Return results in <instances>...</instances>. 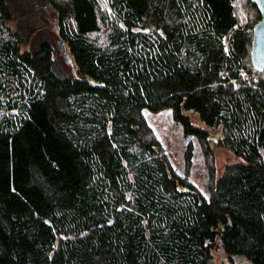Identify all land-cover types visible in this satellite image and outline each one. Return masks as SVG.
I'll list each match as a JSON object with an SVG mask.
<instances>
[{
	"label": "trees",
	"instance_id": "trees-1",
	"mask_svg": "<svg viewBox=\"0 0 264 264\" xmlns=\"http://www.w3.org/2000/svg\"><path fill=\"white\" fill-rule=\"evenodd\" d=\"M43 1L70 63L0 0V264H264L256 4ZM163 111L183 170L147 121ZM194 141L210 160L205 194L189 175ZM213 144L238 159L216 180Z\"/></svg>",
	"mask_w": 264,
	"mask_h": 264
},
{
	"label": "rangeland",
	"instance_id": "rangeland-1",
	"mask_svg": "<svg viewBox=\"0 0 264 264\" xmlns=\"http://www.w3.org/2000/svg\"><path fill=\"white\" fill-rule=\"evenodd\" d=\"M12 1L15 3L16 17L14 23L26 33H29L31 40H36L38 36L46 34L55 44L58 43L59 36L56 16L46 8L43 0ZM146 116L149 125L156 135L163 140L165 151L170 154L174 166L178 170H183L182 152L185 141L181 139L180 132L171 121L169 113L163 111L157 114H147ZM210 133L214 142L220 136L219 130L213 129ZM212 146L214 154L211 162H213V179L216 180L220 177L227 164L236 162L238 159L225 148L215 146L214 144ZM208 161L201 147L194 141L192 167L190 168L189 175L193 185L204 194L207 191V182L209 181ZM218 259L225 260L223 257H218ZM236 260L237 262L240 261L239 259ZM219 262L217 260L215 264H219ZM225 264H229L228 261L225 260Z\"/></svg>",
	"mask_w": 264,
	"mask_h": 264
},
{
	"label": "water",
	"instance_id": "water-1",
	"mask_svg": "<svg viewBox=\"0 0 264 264\" xmlns=\"http://www.w3.org/2000/svg\"><path fill=\"white\" fill-rule=\"evenodd\" d=\"M251 1L256 4L261 16L252 29L251 61L257 70H264V0ZM58 47L66 62L70 63L72 58L61 39L58 41ZM179 188L183 192L188 190L187 186L181 184Z\"/></svg>",
	"mask_w": 264,
	"mask_h": 264
}]
</instances>
